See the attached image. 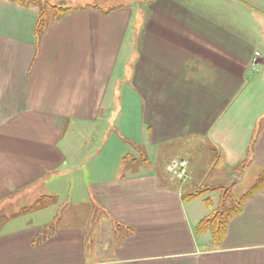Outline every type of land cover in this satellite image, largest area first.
<instances>
[{
  "label": "crops",
  "instance_id": "1",
  "mask_svg": "<svg viewBox=\"0 0 264 264\" xmlns=\"http://www.w3.org/2000/svg\"><path fill=\"white\" fill-rule=\"evenodd\" d=\"M22 3L0 0V264H264V184L219 242L197 232L214 204L187 197L248 162L244 193L264 177V106L239 104L258 47L178 0L139 8L132 41V6L80 0L40 35L38 7L3 13Z\"/></svg>",
  "mask_w": 264,
  "mask_h": 264
},
{
  "label": "rangeland",
  "instance_id": "2",
  "mask_svg": "<svg viewBox=\"0 0 264 264\" xmlns=\"http://www.w3.org/2000/svg\"><path fill=\"white\" fill-rule=\"evenodd\" d=\"M18 2L23 1V5L19 6L22 8L23 12L21 13H15L13 11L9 10H3V13H5L7 16L11 17V15L14 16L16 19L25 20V21H34V15L37 14L36 10H40L41 15V8L43 5L48 6V10L46 11L45 16L42 19V27L40 29V35L44 33L48 27L50 26L51 22L54 20V15L59 12V6L60 0H43L45 2H34L30 0H14ZM26 1V2H25ZM89 1V0H87ZM93 1V0H92ZM153 0H94V3H99L105 8H113L120 4L122 5H129L132 6L134 10H136L132 24H131V34L129 37V41H132L133 36L136 34L134 33L136 29L141 26L143 22H146L148 19H142L139 16L138 11L139 8L142 10L143 17L145 15V11L147 13V8L150 2ZM221 1V2H220ZM85 2V1H82ZM183 3L185 6H187L190 9H194V13H198L201 11H204L208 13L213 20L219 18L222 24V26L227 30L224 31V34L226 35L227 39H233V42H237L238 39H235L236 37H244L249 40H251L252 45H255L258 47L259 52L263 53L264 56V33L262 32V29H264V22L258 27L257 23L252 19L254 18V12L250 8L258 7L260 11L264 13V0H245L242 1L243 5L240 9V6H238V10L236 9L235 12L233 8L230 6L229 1L226 0H178V3ZM68 3V4H67ZM65 6H69L70 3H73L75 6L79 5L80 0H73V2H67ZM32 4V5H31ZM51 7H50V6ZM57 7H52V6ZM72 6V5H70ZM34 7H38L34 11ZM74 7V6H72ZM138 14V15H137ZM40 24V25H41ZM38 35V37H40ZM262 62L260 59L257 60L255 63L253 62V70H251L250 74H248L249 77V85L247 88H245L242 91V95L239 98L240 102L239 104L243 106H247V108L250 107H263L264 106V65H261ZM131 147V145H129ZM237 148H240L242 146H236ZM136 149V148H135ZM136 153L134 152V155ZM179 158H183L182 156L178 155ZM233 162V161H232ZM227 165V163H226ZM220 165L217 166V170L220 169ZM243 169V170H242ZM217 170L212 173L211 178L208 180V182L218 179L216 177ZM245 174L242 175V180L235 184L233 187V191L230 189L231 184L230 182H225V184H219L215 187L210 186L206 187L203 186L199 190L203 191L201 192L203 195L206 196L208 203H211L212 206L214 204L215 209H221L222 207H237L239 205V200H241L242 196L245 194L244 192L250 184L252 183L253 179H255V176L257 175V168L254 164L250 166V162L247 164H242L241 166V172ZM244 176V177H243ZM264 178V177H263ZM264 184V179H262ZM225 180H217L216 183H223ZM214 188V190H209ZM209 190V191H207ZM196 192V191H195ZM188 193L187 197H189L190 194ZM199 192V191H198ZM203 199V198H202ZM192 201H190L189 198V205ZM193 204L196 206L197 203L193 202ZM20 209V208H19ZM12 211H16L12 209Z\"/></svg>",
  "mask_w": 264,
  "mask_h": 264
},
{
  "label": "trees",
  "instance_id": "3",
  "mask_svg": "<svg viewBox=\"0 0 264 264\" xmlns=\"http://www.w3.org/2000/svg\"><path fill=\"white\" fill-rule=\"evenodd\" d=\"M60 5L58 8H59V12L56 14V17L57 18H60L62 17L63 15H65L66 13L74 10V9H77V8H80L79 6H65V4H58ZM50 6V5H49ZM51 7V6H50ZM52 7H57V6H52ZM41 10H43L42 12V15L40 17V21H39V26L42 22V19L43 17L45 16L46 14V11L48 10V6L46 5H43ZM264 179V178H262ZM261 179V181H259L250 191H248L247 193H245L241 200H239V205L237 207H232V208H229V207H222L221 209H218L210 218H207L206 220L202 221L198 228H197V232L198 233H203L207 230H210L213 232L214 234V237H215V240L217 242H219L223 236L225 235L226 233V230H227V224H228V221L229 219L234 215V214H237L239 212L242 211L243 209V204L244 202L248 199V197L256 190L258 189L261 185H263L261 182H263V180ZM201 192L203 191H199V192H196V193H193V194H190L189 195V198H193V197H196L198 196L199 194H202Z\"/></svg>",
  "mask_w": 264,
  "mask_h": 264
},
{
  "label": "built area",
  "instance_id": "4",
  "mask_svg": "<svg viewBox=\"0 0 264 264\" xmlns=\"http://www.w3.org/2000/svg\"><path fill=\"white\" fill-rule=\"evenodd\" d=\"M187 166L186 160L174 159L169 164L168 170L174 180L184 181L189 177Z\"/></svg>",
  "mask_w": 264,
  "mask_h": 264
}]
</instances>
